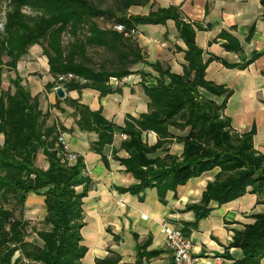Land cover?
Masks as SVG:
<instances>
[{
  "label": "trees",
  "instance_id": "1",
  "mask_svg": "<svg viewBox=\"0 0 264 264\" xmlns=\"http://www.w3.org/2000/svg\"><path fill=\"white\" fill-rule=\"evenodd\" d=\"M103 1L110 4L102 6L95 0H8L0 27V264H80L86 252L80 231L87 191L77 190L86 183L83 159L78 157L69 164L61 157L56 147L57 126L47 125L49 113L41 110L38 97L30 94L16 72L18 61L33 45L42 48L54 77L46 89L64 84L69 89L91 88L103 96L112 92L111 77L127 76L133 66L145 62L144 51L133 33L136 26L174 20L187 47V64L182 74H176L160 62L151 63L159 77L155 85H143L149 98L146 113L137 118L128 116L125 125L118 126L105 119L100 109L92 111L77 101L65 100L79 115L78 126L97 132L94 149L98 152L112 143L115 132L127 135L122 148L128 157L121 162L137 182L121 190L138 193L152 185L164 190L175 188L218 168L200 202L188 206L194 211L196 222L210 213L211 202L224 204L250 192L264 203V153L254 148L253 128L239 133L223 115L231 91L206 80L205 69L212 58L203 60L194 25L183 19L175 5L132 15L128 13L131 6H145L152 0ZM260 3L264 14V0ZM96 18H106L110 25H100ZM115 24H122L124 30H115ZM64 33L70 36L66 46L62 43ZM221 36L227 40L226 50L241 56L237 64L221 59L226 66L243 68L259 55L253 52L245 57L236 39L225 32ZM96 53L99 59L95 58ZM5 70L13 71L14 77L3 89ZM67 73L74 78L57 81L58 75ZM199 88L225 95V99L218 104L202 96ZM171 127L183 134L176 135ZM149 131L158 136L154 145L143 140L144 132ZM171 137L183 144L179 156L163 148ZM161 148L166 152L163 157H150ZM40 151L48 161L47 169L35 164ZM30 193L42 195L45 205L41 220L44 228L32 229L37 240L28 239L30 221L21 214ZM5 202L13 203V207L4 206ZM15 204L21 206L20 216ZM232 245L243 251L242 260L236 264H259L264 256V213L256 214L252 223L236 231ZM143 254H138L134 264H142ZM119 260L118 255L112 254L98 259L96 264H118Z\"/></svg>",
  "mask_w": 264,
  "mask_h": 264
},
{
  "label": "crops",
  "instance_id": "2",
  "mask_svg": "<svg viewBox=\"0 0 264 264\" xmlns=\"http://www.w3.org/2000/svg\"><path fill=\"white\" fill-rule=\"evenodd\" d=\"M148 4L145 12L136 14L145 15L158 7L175 5L183 19L194 25L203 60L212 58L205 69L206 80L231 91L223 115L239 133L253 128L254 148L264 153V14L260 0H152ZM222 32L238 41L245 57L256 52L257 58L243 68L226 66L221 59L237 64L241 56L226 50L227 40L221 36ZM133 33L144 51L145 62L133 66L129 75L109 81L112 92L103 96L91 88L69 89L64 84H60L63 97L56 94V86L46 89L54 77L39 45L31 46L16 67L22 84L32 96L38 97L41 110L49 113L47 125H59L70 148L85 165L86 183L77 188L87 191L80 231L86 252L80 264H96L98 259L112 254L120 257L118 264H134L139 253H144L142 264H173L166 244L170 228L180 229L191 239L190 253L196 264H236L242 260L243 251L232 245L234 233L252 223L256 214L264 213V203L258 202L257 194L247 192L224 204L211 202L210 213L196 222L195 213L188 206L200 202L205 186L214 179L218 168L175 188L164 190L152 185L138 193L121 190L137 182L121 162L128 157L122 148L124 133L115 132L112 143L98 152L94 149L97 132L80 128L76 122L79 115L65 100L77 101L92 111L100 109L105 119L118 126H124L128 116L137 118L146 113L149 98L143 85H155L159 77L151 63L160 62L171 72L182 74L187 64L184 58L187 47L172 19L165 24H138ZM199 92L218 104L225 99V95H214L203 88ZM170 130L176 135L183 134L173 127ZM143 140L154 145L158 136L152 131L144 132ZM163 148L179 156L183 144L171 137ZM163 148L150 157H163L166 153ZM35 164L47 169L48 161L42 151L37 154ZM25 206L31 214H45L40 194H28ZM259 264H264V256Z\"/></svg>",
  "mask_w": 264,
  "mask_h": 264
},
{
  "label": "built area",
  "instance_id": "3",
  "mask_svg": "<svg viewBox=\"0 0 264 264\" xmlns=\"http://www.w3.org/2000/svg\"><path fill=\"white\" fill-rule=\"evenodd\" d=\"M114 29L117 31H123L122 24H115ZM74 78L72 73L58 75L57 81L62 82ZM116 80V77H111L110 81ZM57 86H60L59 84ZM56 86V87H57ZM57 139L56 147H58V153L69 164L74 163L79 157L78 153L70 148L68 141L66 140L65 133L61 131L57 124ZM123 138L126 139L127 135L123 134ZM34 177V175H30ZM166 244L170 250V254L173 260V264H196L195 259L191 256L190 250L192 248V242L180 229L170 228L166 232Z\"/></svg>",
  "mask_w": 264,
  "mask_h": 264
},
{
  "label": "rangeland",
  "instance_id": "4",
  "mask_svg": "<svg viewBox=\"0 0 264 264\" xmlns=\"http://www.w3.org/2000/svg\"><path fill=\"white\" fill-rule=\"evenodd\" d=\"M98 1L100 4H102V6H106L109 5V1H103V0H95ZM7 3L8 0H0V17H1V23H0V27L2 28V23H4L5 20V11L7 10ZM154 3V1H153ZM153 5V4H152ZM151 5V6H152ZM150 4H147L145 6H132L129 8L128 13L129 14H136V13H143L145 12L148 8H149ZM26 12L29 13V10L26 9ZM95 21H97L100 25H104V24H109L110 25V20L108 21L106 18H96ZM136 37V36H135ZM70 40V36L68 33H64L62 35V43L64 46H66L67 42ZM96 59H99V55L96 53L95 55ZM14 77V73L13 71L11 72H7L6 70L3 73V83H2V88L6 89L9 85V79ZM2 136L0 135V141H2ZM4 206L6 207H13V203H3ZM15 211L16 214L19 215L20 214V210H21V206L19 204H15ZM23 217L25 219H28L30 221V227L28 229L29 235H28V239L29 240H37V236L35 234L34 231H32L33 228L36 229H41L44 228L43 224L41 222L43 215L38 214H31L30 211H28V208H26V206L24 207L22 213ZM20 216V215H19ZM39 241V240H38ZM18 255V253H16V256ZM24 264H30L29 262L24 261Z\"/></svg>",
  "mask_w": 264,
  "mask_h": 264
},
{
  "label": "water",
  "instance_id": "5",
  "mask_svg": "<svg viewBox=\"0 0 264 264\" xmlns=\"http://www.w3.org/2000/svg\"><path fill=\"white\" fill-rule=\"evenodd\" d=\"M55 92L59 97H63L64 96V90L61 86H57L55 88Z\"/></svg>",
  "mask_w": 264,
  "mask_h": 264
}]
</instances>
